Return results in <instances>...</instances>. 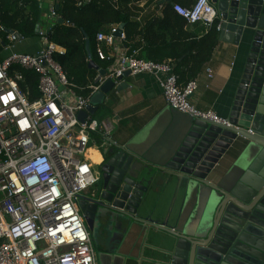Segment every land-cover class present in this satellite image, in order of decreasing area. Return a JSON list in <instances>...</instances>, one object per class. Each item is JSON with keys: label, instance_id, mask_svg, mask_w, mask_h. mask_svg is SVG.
I'll return each instance as SVG.
<instances>
[{"label": "water", "instance_id": "obj_1", "mask_svg": "<svg viewBox=\"0 0 264 264\" xmlns=\"http://www.w3.org/2000/svg\"><path fill=\"white\" fill-rule=\"evenodd\" d=\"M169 1L160 0L159 4ZM210 3L217 13L219 41L238 45L241 39L249 38L227 118L231 127L187 115L190 118L187 131L162 167L147 162L128 144L105 140L108 145L101 150L97 186L77 201L96 251L97 264H102V256L118 246L112 231L133 226L140 229V236L155 231L165 236L163 264H264V0H210ZM6 32L20 39L16 32ZM121 33L119 25L117 37ZM89 67L96 69L97 65L90 61ZM99 74L102 76L105 71ZM129 74L123 72L116 81ZM121 87L126 84L116 86L110 78L104 81L91 96L90 105L78 113V119L94 116L105 95ZM238 147L241 152L216 180L217 171ZM155 168L175 176L180 181L179 187L195 190L203 199L200 210L204 221L197 233L181 230V221L168 225L142 216ZM99 220L105 221L100 232ZM97 234L104 240L101 247Z\"/></svg>", "mask_w": 264, "mask_h": 264}, {"label": "built area", "instance_id": "obj_2", "mask_svg": "<svg viewBox=\"0 0 264 264\" xmlns=\"http://www.w3.org/2000/svg\"><path fill=\"white\" fill-rule=\"evenodd\" d=\"M87 1V0H84ZM80 4V3H79ZM173 10L188 24L210 27L217 13L210 0H194L189 7ZM54 16L55 14L52 13ZM118 25L96 34V55L109 60L106 51L116 42ZM39 32L43 47L35 54L11 53L0 60V264H97L95 249L79 212L82 191L98 181L85 159L91 135L98 132L111 141L112 123L78 113L90 105L91 96L107 79L115 81L123 72L148 73L162 89L166 104L195 120L231 127L227 118L213 110H198L189 96L195 80L179 84L169 62H153L126 52L118 64L90 84L82 94L69 82L54 60L62 49ZM10 41L15 37L8 35ZM38 76L39 96L30 101L21 90L22 75L16 68Z\"/></svg>", "mask_w": 264, "mask_h": 264}, {"label": "crops", "instance_id": "obj_3", "mask_svg": "<svg viewBox=\"0 0 264 264\" xmlns=\"http://www.w3.org/2000/svg\"><path fill=\"white\" fill-rule=\"evenodd\" d=\"M37 1L40 6V17L36 26V33H47L58 23L59 16L55 13V9L58 8L59 0ZM148 1L150 2V0L136 2V7L131 12V14L133 13L132 18L142 25L151 17L161 18L163 6L170 3L171 0L163 4H159L160 0H152L153 3H148ZM52 13L55 15L53 16ZM188 29L191 31V36L195 35L194 37H201L207 32V29L201 24H196L193 27L188 24L184 30ZM8 35L11 34L7 33V40L10 43L6 45L5 51L13 48L15 43L24 40L19 35L20 39L10 41ZM248 42L249 38L246 37L241 39L238 45H234L219 41L217 34V44L213 48L210 58L203 63L201 70L192 79L196 81L197 87L189 96V101L198 110H213L219 116L228 118L240 71L245 62L246 43ZM123 43L124 40H120L113 47L106 49L111 55L112 63L104 71H107L110 66H116L119 57L125 52L127 53ZM38 45L39 50L42 49L41 37H39ZM181 58L177 61H180ZM100 71V69L97 70L92 82L84 87H76V91L89 93L87 87L95 83L96 76L100 75ZM120 83L126 84V87H121L120 90L113 88L105 95L103 103L98 106L95 115L91 117L97 121L103 119L111 121L110 137L112 143L128 144L133 151L141 154L147 162L162 167L169 160L186 133L190 118L166 104L162 89L151 74H129L120 81L115 80L116 86ZM179 84L181 85L182 82L179 81ZM91 137L85 159L91 164L97 177L98 166L102 161L101 150L108 144L104 143L98 132L92 133ZM240 152L241 147H238L229 157L231 160L229 164L227 163L228 167ZM160 171L158 168L153 169L152 185L146 184L150 188V194L144 202L142 216L168 225H178L181 221L182 225L179 224L181 230L190 234L197 233L204 221L201 211L203 199L197 195L195 190L192 192L191 189L185 190L183 187H179L180 181L175 179V176L165 174V170H162V173ZM219 174L220 170L217 171L218 178L216 180L222 175ZM215 178L216 176L212 180L215 181ZM102 222L105 225V221H97L99 232ZM184 225L186 227H183ZM112 233L118 246L113 250L115 254L113 251H108L102 256V264L164 263L163 245L166 243L164 235L155 231L146 234L145 237L144 235L140 236V229L135 226L124 230H114ZM103 241V238H100V247L103 245ZM103 251L107 250L104 249Z\"/></svg>", "mask_w": 264, "mask_h": 264}, {"label": "trees", "instance_id": "obj_4", "mask_svg": "<svg viewBox=\"0 0 264 264\" xmlns=\"http://www.w3.org/2000/svg\"><path fill=\"white\" fill-rule=\"evenodd\" d=\"M138 1L140 0L58 1L55 13L62 22L56 23L47 32L46 39L63 49L61 53L55 52L53 58L71 84L84 87L93 81L97 70H105L111 65V59L100 60L96 55V34L110 25H122L123 44L128 54L136 51L138 58L169 62L182 82L181 86L194 79L217 44V23L205 27L207 32L201 37L191 36L189 29L184 30L188 23L174 12L173 5L189 8L194 0H171L163 6L161 18L151 17L142 25L131 14ZM151 1L148 3L154 2ZM39 13L37 0H0V60L6 56L5 47L10 43L7 40V30L16 32L23 39L35 38L39 41L40 36L36 33ZM38 50L39 48L23 53L35 54ZM90 61H94L98 68L89 67ZM16 69L23 78L19 82L21 90L30 101L36 99L39 96L38 76L30 70L19 67ZM86 92L82 91L83 94ZM230 160H227L228 164ZM227 163L220 167L219 175L228 168Z\"/></svg>", "mask_w": 264, "mask_h": 264}, {"label": "rangeland", "instance_id": "obj_5", "mask_svg": "<svg viewBox=\"0 0 264 264\" xmlns=\"http://www.w3.org/2000/svg\"><path fill=\"white\" fill-rule=\"evenodd\" d=\"M38 40L35 38L24 39L18 43H15L13 48H10L6 51V56L10 55L11 53H23V52H30L35 51L38 49ZM97 183L88 189L82 191V195L89 194L93 189L95 190Z\"/></svg>", "mask_w": 264, "mask_h": 264}, {"label": "flooded vegetation", "instance_id": "obj_6", "mask_svg": "<svg viewBox=\"0 0 264 264\" xmlns=\"http://www.w3.org/2000/svg\"><path fill=\"white\" fill-rule=\"evenodd\" d=\"M97 236H98V238H97V241L99 242V244H100V237H99V235L97 234ZM102 243V242H101ZM95 254H96V252H95ZM96 256V255H95ZM97 261V260H96Z\"/></svg>", "mask_w": 264, "mask_h": 264}]
</instances>
